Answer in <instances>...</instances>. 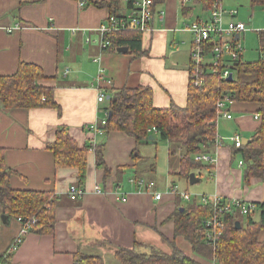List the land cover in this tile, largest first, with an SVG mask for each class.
Returning a JSON list of instances; mask_svg holds the SVG:
<instances>
[{"label":"crops","instance_id":"1","mask_svg":"<svg viewBox=\"0 0 264 264\" xmlns=\"http://www.w3.org/2000/svg\"><path fill=\"white\" fill-rule=\"evenodd\" d=\"M109 1L0 0V75L13 74L19 62L39 65L44 73L40 83L55 88L58 105L27 109L0 106V147L5 165L14 171L9 185L49 190L60 197L50 233L24 232L14 218L3 222L0 206V253L23 235L17 249L4 260L6 264H72L76 251L99 256L105 264H122L115 257V249L133 248L135 243L142 252L150 246L165 253H170L173 246L185 254L191 250L182 236L175 235L171 218L179 206L186 205L183 202L187 203L170 191L173 184L185 181L172 175L178 169L177 156L166 155L167 177L158 178L155 145L137 147L134 139L121 131L109 132L104 140L95 134L91 126L105 117V101L98 102L97 94H105L110 88L143 85L152 88L155 107H184L194 41L193 33L184 27L197 21L211 22L217 5L224 11H235H223L219 20L222 26L226 22L223 16H227L228 23L233 19L245 23L235 16L244 17L247 9L250 23L245 24L253 31L237 38L242 40L241 60L253 61L260 56L257 30L264 29V7L254 0H229L228 4L218 0L217 5L204 10L196 0H163L155 5L151 29L142 32L143 53L134 55L128 50L104 52L100 48L97 29L110 15L105 4ZM113 7L118 14H126L127 0H114ZM235 37L224 36L221 41L226 45ZM232 104V118L222 116L217 120V139L221 143L214 146L216 160L211 172L194 174L199 178L197 182L202 173L211 178L212 194L264 203V181L251 178L244 183V166L238 164L239 155L232 154L230 141L234 134L250 138L259 123L253 117L257 106L249 102ZM59 127H65L79 146L100 141L105 144L104 167L96 166L93 149L86 154L85 193L79 200L67 196L69 185L76 183L77 169H55L47 147ZM135 148L138 154L134 158ZM139 177L154 180L155 187L149 190L146 185L136 184L134 179ZM153 192H160L161 199L155 200ZM259 238L264 240V229Z\"/></svg>","mask_w":264,"mask_h":264},{"label":"trees","instance_id":"2","mask_svg":"<svg viewBox=\"0 0 264 264\" xmlns=\"http://www.w3.org/2000/svg\"><path fill=\"white\" fill-rule=\"evenodd\" d=\"M134 1L127 0L128 10L133 7ZM162 1L153 0L154 11L155 5ZM196 1L204 10H210L214 3L218 4V0ZM254 2L264 7V0ZM105 4L110 8V15L119 17L125 15L117 13L116 7H113L114 0ZM257 33L260 56L253 61L241 60L240 50L238 58L232 60L227 49L223 48L225 44H222L215 33L202 41L199 61L201 83L195 85L191 80L194 67L190 56L189 85L184 107L175 104L167 108L155 107L153 91L149 86L110 88L106 89L104 94L105 122L102 124V119L91 128L95 134L102 136L103 140L109 132L121 131L132 137L137 147L165 142L168 156L171 158L177 156L178 159V169L172 175L189 183L191 173L206 171L208 175L212 170L213 164L197 160L195 156L201 153L212 154L216 145L217 120L222 117L216 103L228 98L231 102L226 101L225 105L230 112L232 103L249 102L257 106L254 114H258L259 123L248 142L242 143L239 147L232 145V154L241 158L245 184H248L251 178L264 181V29L257 30ZM104 38L109 41L107 47L101 48L104 52L117 51L118 47L126 46L134 55L143 53L142 32L139 30H115L105 34ZM237 41L238 38H234L232 42L227 43L233 48ZM216 46L218 50L214 52ZM215 59L227 62V65L221 63L218 67H227L232 74L231 80L221 77L222 70L213 69L212 63ZM43 78L44 73L39 65L19 62L13 74L0 75V106L9 109L58 108L54 99L55 88L41 84L40 80ZM104 146V141L79 146L65 127H59L54 140L47 144L53 155L55 169L60 167L77 169L75 184L79 187L85 182L87 152L93 149L96 166L104 167ZM137 154L135 148L132 156L135 158ZM13 173L14 171L5 165L4 151L0 147V206L6 221L9 218H20L21 223H28L27 232L50 233L55 221L54 208L60 197L49 190L11 187L9 177ZM195 197L187 201L182 211L179 206L171 216L174 220L175 235L182 236L188 242L193 256L185 254L175 246L170 253L159 251L152 246L142 252L137 250L136 246L139 244L135 243L133 248H116L115 257L122 264H264V240L259 238L261 230L264 229V203H252L257 210L243 215L238 206L231 203L232 198L223 197L222 204L228 203L230 208L219 214L211 203L203 204L200 201L201 195ZM258 210L261 211L260 221L253 223L252 218ZM214 215L224 227L215 246H211L205 241V233L208 229H213L214 225H207L206 222L212 220ZM236 221L239 222V228H236ZM12 253L13 250L9 246L4 253H0V262L4 263ZM72 264L105 263L99 256L76 251L73 253Z\"/></svg>","mask_w":264,"mask_h":264},{"label":"built area","instance_id":"3","mask_svg":"<svg viewBox=\"0 0 264 264\" xmlns=\"http://www.w3.org/2000/svg\"><path fill=\"white\" fill-rule=\"evenodd\" d=\"M223 11L224 10L220 7L218 8V5H217V7L215 6V9L211 13L212 15L211 22L197 21L192 24L186 25L184 27L186 30L191 31L194 36V41L191 47V58H192L191 62H192V66L194 67L192 68L193 73L191 74V80L193 84L195 85L201 83V79L199 76L201 73V69L199 67L200 65L199 61H200V56H201L200 53L202 49L201 47L202 41L207 39L208 36L212 33H215L216 36H219V38L222 40L224 38L225 33L234 35V34H239L240 32L246 29L245 23L240 22V21H237V22L230 21L229 23H227V25L222 26L219 20H220V17ZM228 13L233 14L235 13V11L231 10V11H228L227 14ZM153 16H154L153 0H135L133 7L129 9L124 16L119 17V16H114V15H109L107 21L101 24L97 29L101 35L100 48H105L109 45V41L105 40L104 36L105 34L111 31L120 30V29H135V30L144 32V31L150 30L151 21L153 19ZM10 30L11 29H9V31ZM224 48L225 50L227 49V53L230 55L232 60L234 59L236 60L238 58L239 56L238 52L240 48L237 45L231 48L229 44H226ZM221 49L216 54L217 56L220 53ZM217 50H218V46H216L213 51L216 52ZM221 63H224L225 65H227V62H219L215 59V61L212 63V66H213V69L222 70L220 75L223 79H226L230 73V70L227 67L225 68L218 67ZM97 101L98 102L105 101L104 93L98 92ZM226 101L231 102L228 98L221 99L216 103V107L218 109V112L223 117L231 118V114L229 110H227L226 105H225ZM254 118L255 119L258 118L257 113L254 114ZM104 122H105V119L101 121L102 124H104ZM230 141L232 142V145L234 147H239L243 143L242 138L238 134L232 135L230 137ZM215 143L220 144L221 142L216 138ZM195 159L201 160L211 165L214 164L216 160L215 155L207 154V153H201L199 155H196ZM238 164L242 165L243 163L241 160H239ZM134 180L136 184L146 185L147 189H152L154 187L153 181H146L144 179H140V177L135 178ZM95 190L96 192L99 191L98 186H96ZM170 191L185 201H189L191 199L190 194L186 190L180 191L178 190L176 185H173ZM84 193L85 191L82 187H79L76 184H71L69 185L67 196L71 200H78L81 198V196ZM153 194H154L153 198L155 200L158 201L161 199L160 192H153ZM121 201H126V197H121ZM200 201L203 204L211 203L214 207L217 208V213L219 214L223 213L225 210H228L230 208V204L228 203L222 204L224 202L223 197H221L218 194H212L211 196L203 194L200 197ZM230 201L234 205L238 206L240 213L243 215L257 210L256 206L253 205L252 203H248V202L242 201L240 199H235V198H232ZM17 220L21 224V230L26 232L27 228L29 227L28 223L26 224L21 223L20 218H17ZM206 224L207 225L213 224L214 227L213 229H208L206 231L205 241L208 245L215 246L216 242L220 238V235L222 234V228L224 225L220 220L217 221L216 215H214L212 220H208ZM22 237H23L22 234H20L18 237H16V239L13 240V242L10 245L11 250L14 251L17 249V247L20 245L22 241ZM3 264H6V263H3Z\"/></svg>","mask_w":264,"mask_h":264},{"label":"rangeland","instance_id":"4","mask_svg":"<svg viewBox=\"0 0 264 264\" xmlns=\"http://www.w3.org/2000/svg\"><path fill=\"white\" fill-rule=\"evenodd\" d=\"M229 0H220V3L221 4H225V2L227 3ZM228 4V3H227ZM238 8H243V6H237ZM231 10H234V9H231ZM224 12H228V11H224ZM244 14L245 16L243 17V15H236L234 18L235 19H238L241 17V19L244 20L245 23H247L249 25L250 21H249V15L250 13L248 12L247 9H244ZM225 17V18H224ZM227 16H223V18L226 20V22L224 21L223 25H226L228 22H227V19H226ZM233 21H237V20H234ZM248 26L246 25V30L241 32L240 34H244L246 31H253V29L251 28H247ZM224 36H232L230 34H224ZM240 43H242V40L239 39L236 43V45L240 48V51H241V45ZM152 152L154 151V146H152ZM155 148H157V173H156V177L158 176V178H163L165 179L167 177V164H166V155H167V147L166 145L163 143V142H157V144L155 145ZM145 164V163H144ZM145 172V176L148 175V172L147 171H144ZM150 175V174H149ZM201 181L200 182H196L194 184H189V183H186L185 181H182V182H179V183H176V187L178 188V190L180 191H184L186 190L192 199L196 198L195 195H202V194H205V195H208V196H211L212 193L209 191L210 190V187H211V178H208L204 173H202L201 175ZM163 182V180H162ZM166 185H169L168 184V181L166 180L165 182ZM185 201V200H183ZM183 204H186V202H183ZM3 214L1 215V220H3L2 218ZM188 255L190 256H193L194 253L189 250V252L187 253Z\"/></svg>","mask_w":264,"mask_h":264},{"label":"water","instance_id":"5","mask_svg":"<svg viewBox=\"0 0 264 264\" xmlns=\"http://www.w3.org/2000/svg\"><path fill=\"white\" fill-rule=\"evenodd\" d=\"M235 36H236L235 38H237V37H238V34H236ZM127 50H128V48H127L126 46H121V47H118V48H117V51H119V52H126ZM231 79H232V74L229 73V75H228V77L226 78V80H231ZM106 98H108V96H107ZM150 138H152V136H150ZM249 140H250L249 138H245V137H244V138L242 139V142H243V144H245V143L248 142ZM198 180H199V178L195 177V174H194V173H191V174L189 175V184H194V183H196ZM179 209H180V211H182V207H180ZM260 216H261V211L258 210V211L254 214V216H253V218H252V222H253V223H258V222L260 221ZM2 218H3V222H4V221L6 220V216L3 215ZM239 227H240L239 222L236 221V228H239Z\"/></svg>","mask_w":264,"mask_h":264},{"label":"bare ground","instance_id":"6","mask_svg":"<svg viewBox=\"0 0 264 264\" xmlns=\"http://www.w3.org/2000/svg\"><path fill=\"white\" fill-rule=\"evenodd\" d=\"M239 213V212H238ZM225 223V222H224ZM224 227V226H223Z\"/></svg>","mask_w":264,"mask_h":264}]
</instances>
